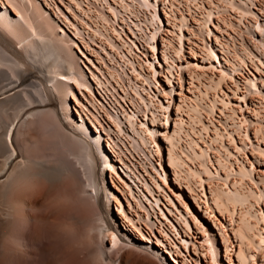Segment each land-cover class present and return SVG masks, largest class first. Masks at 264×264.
I'll return each instance as SVG.
<instances>
[{
    "label": "rangeland",
    "instance_id": "rangeland-1",
    "mask_svg": "<svg viewBox=\"0 0 264 264\" xmlns=\"http://www.w3.org/2000/svg\"><path fill=\"white\" fill-rule=\"evenodd\" d=\"M74 1L37 0L79 44L80 51L77 49V52L79 56L81 53V61L84 62L81 63L82 71L87 74L90 88L100 101L89 92V86H79L80 101L71 99V113L79 119V123L85 119V124L91 125L95 131L93 138L99 139L96 142H100L103 149L107 148L117 171L128 178L133 175L136 180L132 183L134 196L107 163L101 165L107 183L117 195L116 198L109 194V201L106 199L111 218L117 215L124 228L132 224L128 227L134 240H137L136 236L145 237L142 230L151 236V241L165 244L161 247L169 253H163L173 264L176 263L171 258L172 254L181 264H231L230 256L238 264L240 247L247 254V264H255L254 257L257 264H264V256H260L264 250V191L248 190L258 186L264 188V166L259 178L253 165H246L247 170H253L245 175L244 171H240L243 164L249 163L245 156L249 159L257 157L264 163V153L259 150L264 147V98L254 82L246 78L252 77L250 71L262 73L264 68H256L247 49V44H255L252 30L258 26L248 18L249 15H241L233 6V2H238V5L246 7L254 0H160L161 15L166 24L163 35H159L163 27H158L155 0H151L153 5L150 6L145 0H110L117 7V14L108 7L106 1L109 0ZM27 2V8L32 7L27 10L29 14L33 6ZM78 2L82 6L78 7ZM5 10L4 7L2 12ZM75 26L79 27V31H74ZM114 28H118L122 36ZM155 33L158 36L157 49L152 46ZM250 38H254V42L249 41ZM211 47L227 66V73L219 72L221 65L215 61ZM160 60L165 66L160 65ZM155 66L158 72H155ZM55 74L47 72L50 75V79L46 78L48 83L54 81ZM256 81H259L258 86H264L261 78ZM81 87L88 92L85 90L83 93ZM234 87H239L238 95H246L247 104L233 93ZM39 99L40 96L37 97ZM227 99L231 102H224ZM44 103L48 104L44 107L45 111L50 107L52 111L47 96ZM248 105L255 110L252 111ZM26 117L31 115H26L23 120L27 121ZM246 117L254 122L250 124ZM49 122L55 124L53 118ZM19 124L20 129L21 121ZM55 127L48 133L51 137L53 135L51 139L57 140L53 148L54 140H47L49 136L38 132V140L44 139L48 153L46 158L50 159V163L59 160L56 156H61V162L66 161V174H60V177L54 174L56 177L44 183L43 188L41 185V189H36L29 181L25 186H33L22 187L25 190L20 188L21 191H18V196L23 195L18 197L19 200L24 198L21 201L25 203L19 201L16 206L19 213L26 211L22 216H28L23 217L25 221L22 219V226H19V251L25 241L23 233L28 232L26 236L31 239L51 245L50 260L54 264H62L63 257L60 256L63 253L55 247L60 240L66 243L67 258L71 262L68 264H82L81 260L86 264H118L116 260L121 255L129 260L128 264H161L157 258L132 247L120 252L114 242L108 241V231L102 225L104 220L97 213V202L91 197L94 195L89 183L92 180L91 159L86 156V151L80 153L82 151H78L79 147L75 144H64L61 148L58 144L56 146L57 142L60 144L62 131L60 126L58 129ZM54 130H58L60 135H55ZM25 143H19L22 150L27 146ZM242 143L246 146L244 150H239ZM36 144L31 145L34 147L32 151ZM256 146L260 148L254 149ZM123 161L131 166L130 174ZM254 161L257 165V160ZM87 167L90 168L87 170ZM190 186L198 198L193 195ZM229 187L239 194V200L228 194ZM26 191L30 196L25 194ZM26 195L28 197H24ZM23 208L24 212L21 211ZM196 214L205 226L200 224ZM22 216L19 214V223ZM29 217L32 222L28 221ZM215 218L216 222H221L219 225ZM12 228L7 241L10 245L14 239L12 236L17 234V224ZM102 241L107 243L108 260H104L102 254L100 258V252L97 253ZM213 248L219 251V261ZM114 259L116 262H113Z\"/></svg>",
    "mask_w": 264,
    "mask_h": 264
},
{
    "label": "bare ground",
    "instance_id": "bare-ground-1",
    "mask_svg": "<svg viewBox=\"0 0 264 264\" xmlns=\"http://www.w3.org/2000/svg\"><path fill=\"white\" fill-rule=\"evenodd\" d=\"M27 1L30 3V6L31 5L33 6V9L31 13L29 14H28L29 11L27 10H29V8H32V7L27 8V6H29V4L28 5L26 4ZM145 1L147 2L149 6L153 5L152 4L153 0L152 1L145 0ZM26 2L24 3L23 0H8V2L6 0H0V264H54L53 260L52 261L50 260L51 250H52L51 245L48 242L45 243V242L37 241L35 238L31 239V237L26 236L28 232L26 234L23 233L25 236L23 235L22 237H25V239L23 238L25 241L21 243L22 248L19 251L18 243H19V236H20L19 234L21 233L19 232V226L21 225V223H23L22 221L24 220L23 219L24 216L22 215H25L26 211L24 212L25 208L21 209V211L24 212V214L22 212L21 214L19 213V210L16 206V205H19L18 204L19 201L24 200V198L19 200L20 198L18 197H20L21 195L20 196L17 195L19 194L18 191L19 190L21 191V189H23L22 187L30 188L31 186L34 185L33 187L38 189L42 185L41 188H43L44 183H48V181H51L52 178L56 177L55 176L56 174L60 177V174L61 175L64 174L65 170H67V163H65L66 162L65 160L61 162L62 161L61 156L60 157L56 156V158H59V160L57 159V161L54 160L55 162L53 160L51 163L49 162L50 159L46 158L48 156L47 155L48 153L45 150L47 146H44L45 145L44 139L42 140L41 139L42 137H40L41 140H38L39 139L38 134H37L38 132H41L42 135L44 134V135L49 136L50 134L48 133H51V129L54 128V125H56L55 128L60 126L61 127L60 130L62 131L61 133L62 135L60 137V144L57 142L55 144L56 146L59 145L58 147L61 148V145H64V144L70 145V146L75 144L76 147L77 146L79 147L78 151L80 150L82 151L80 153L83 154V152L86 151L87 153V154L85 153L86 156L90 157L91 159L92 175L90 176H92L91 177L92 180L90 179L89 183L92 186L93 191H94L93 193L94 195L91 197L94 198L95 199L94 201L97 202L96 203V207L98 209L97 213L101 214V217H102L101 220H104L105 225L104 224L102 225L108 231V234H107L109 235L108 241L114 242V245H117L119 247L120 252L121 250L132 247L133 249L140 251L142 254L151 255L157 258L161 264H173L169 261V259L163 253V251L166 252V254L169 253L168 250L163 249V247H161V246H164L165 244L163 243L158 244L157 242L151 241L150 239L151 236L146 235L142 230H141V233H143L145 237L136 236L137 240H134V237L132 236V233L130 230V227L133 226L132 224H128L127 227L124 228V227H121V223L117 215L116 217L111 218L110 212L108 211L110 206L107 208L106 199H108L109 201L110 199L109 194H113V197H116V198H117V195L114 192V190L111 188V186H109V184L107 183L105 173L103 170L101 171V165H103L104 163H107L111 167L110 170L113 169V174L118 176L119 180L125 183L126 187L131 191V193L134 196H136L135 187L132 185V183H136V180L133 177V175H131V178H128L124 176L123 174L121 175L117 171L115 167V163L113 160H111V155L109 154V151H107V148L103 149L101 147L100 142H96V140L99 141V139L93 138L95 135V131H93V128L91 127V125H89V123L86 122V124L90 127L89 129L87 125L85 124V119L80 121L82 123H79V119L75 118L73 116V113H71V109H70L71 107L69 105V102L71 101V99L74 101H78V102L80 101L79 92H78L79 86H82V85L89 86V92L95 97V99L97 100L99 99L97 95L95 94V91H93L90 88L91 82H90V79L87 77V74L82 71L81 63H84V62L81 61L82 60L81 57L83 58L81 53L79 56V52H77V49L78 51H80L79 44H77V41H75L73 37H71V34H69V32L67 31V29H65V27H63L59 23L58 24L56 23L57 21L54 18L53 14L47 10V7L43 3L41 4L37 2V0H26ZM106 2L108 4V7L111 10H113L112 12H114L115 14L119 12L117 7H115V5L113 6L110 0ZM155 2L157 6L155 8L156 9L155 16L159 20L158 27L159 29L163 27L159 35H163L165 32L164 30L166 29V24L163 19V16L161 15L160 7H159L160 0H155ZM237 3L238 2L236 3L233 2L234 4L233 6H235V8L239 10L241 15L243 16L249 15L248 18H250L251 21H255V23L258 26L256 27L255 30L254 29L252 30L254 32L253 33L254 35L253 34L252 35L255 38V44L254 45L252 44V46H250L247 43L246 44L248 45V48H247L248 53L253 59L254 65L256 66L258 70H260L261 67L264 68V0H254L252 5H247L248 7L247 6L244 7L243 5L242 6L238 5ZM79 5H81V3L79 4L78 2V7H80ZM56 6H58V4ZM4 7L6 10L5 12H2ZM48 9L51 10V7L50 8L48 7ZM72 9L74 10V8ZM166 12L169 13L168 11ZM253 27L255 28V25ZM75 29L76 30L74 31H79V27L75 26ZM114 29L120 35L121 32H118L119 29L118 28H114ZM209 30L211 32L210 28ZM157 37H158L157 33H155L153 35L154 40L152 43V46L155 49H157V39H156ZM251 38L249 39V41L251 40ZM254 38L252 39L253 42H254ZM219 42L221 44L223 43L222 40H219ZM254 46L257 49H255ZM211 52L216 56L215 61H218L221 65V67L219 68V72L227 73L228 71L226 68L227 66L223 65L222 58L215 52V50L212 47H211ZM165 57L168 59L167 54H165ZM159 62L161 63L160 64L161 66L162 65L165 66V64H162L163 61L160 60ZM154 70L155 72H158L157 66H155ZM47 72L48 73L53 72L54 74L56 73L55 75L57 76L54 77V81L53 82L51 81L53 84H50L51 82L49 83L47 82L46 78L50 79L49 77L50 75H47ZM253 72L250 71V75H252V77H246V78L250 82H254V84L257 86L256 88H258L261 94L263 95L262 98H264V86H261L262 87L261 88L260 86H258L260 80L256 81V79H259V78H261L262 82L264 81V73H263L264 71L262 73H259V71H256L254 73ZM221 75L224 76L223 74ZM52 78L53 77H51V79ZM72 79H74L75 81ZM168 80L171 81L170 78H168ZM238 88L239 87H236L235 89H233L234 92L232 91L236 95L239 94ZM81 89L83 93L85 90L86 91L88 90V89H85L84 87H81ZM39 96H40V99L37 100V97ZM46 96L49 100V105L52 106V111H51V107L49 108L51 112H47L49 111L48 108H46L47 111H45L44 109V107L48 105L44 103V97ZM238 96L239 98L241 97L242 102L244 101V103L247 104L246 95L241 94ZM229 100L228 99L224 100V102L225 101L228 103L231 102ZM248 108H251L252 111L255 110V108L250 105H248ZM42 112H44V114H42ZM26 115H31L30 118L26 117L28 118L27 121L23 120L25 119ZM49 116L50 118H48ZM52 118L55 120V124L53 123V125L50 124L52 122H49V119H52ZM246 120L249 121L250 124L254 122L253 120H250L247 117H246ZM20 121H21L22 126L19 129ZM141 122L146 124L143 120ZM134 123L135 122L133 121V124ZM118 126L120 128L123 127L121 123H119ZM126 127L128 128V126ZM52 132L55 133V135L59 134L58 130L57 132H55V130ZM246 134L248 135V138L251 139V137L249 136V131H247ZM21 135H23L22 139L20 138ZM52 137L49 136L47 140L49 138L51 141L54 140L52 143V148H53L54 146L53 144L57 140L51 139ZM45 139H46V136H45ZM57 139H58V136H57ZM21 142H26L25 144H27V146L23 150L20 147ZM36 142L38 145L40 144L38 147H37ZM50 142H49V145L48 144L46 145L50 146L51 145ZM33 143L36 144L34 151H32L34 147L33 148L31 147V145L34 146ZM245 146H246V143H242L241 145H239V150H244ZM36 148H38L39 151L37 150V152H35ZM49 148H48V152L50 150ZM257 148H260V146L258 147L256 146V148L254 149H257ZM259 150H261L264 153V147L262 149L260 148ZM245 158L247 159L246 161L249 163L243 164L242 168H240V171L242 172L244 171L245 172L244 175H245L248 171L251 170V169L250 170L246 169L247 168L246 165L250 164V165H253L254 170L257 169L258 171V173L256 172V174H258L257 178H259L260 175L262 176L261 170L263 169L261 167L264 166V163H262L261 160H259L257 157H255L254 159H249L245 156ZM254 160H257L258 168H256L257 165H255L256 162ZM123 164L126 165V162L123 161ZM126 167L129 169L127 171L128 173L132 171L131 166L126 165ZM85 168H86V164H85ZM88 168L90 167H87V170ZM252 179H255V178L252 177ZM165 180L166 182H168L167 176H165ZM29 181L33 185L28 184V186H25L27 183H29ZM46 186H49V185L46 184ZM190 189H192L193 195L197 197L196 195L198 194L196 195L194 194L193 188L191 186H190ZM229 189L230 191L228 194L231 197H236L238 199L239 194L236 191H234V189H231L230 187ZM259 189L264 191V188L262 187L261 189L259 186L258 188H255V189L250 187L248 190H250L251 192H256V191H259ZM93 191L91 190V192ZM26 192L25 194L29 193V192L27 193ZM239 193H240V190H239ZM28 196H30V193ZM28 196L26 195L24 197H28ZM198 203H200L201 205V202L199 200H198ZM223 203L225 204V201ZM121 206L122 204L120 205V207ZM191 209L193 210V208ZM207 210H209V206ZM211 210H212L211 211V214H212L213 209ZM123 212L125 211L123 210L122 213ZM19 214L22 216V218L20 217L21 218L20 223H19ZM213 216H215V214ZM196 218L199 220L200 224H203L205 226L204 221H202V219L197 214H196ZM27 219H29L28 220L29 222L30 221L32 222L30 217ZM151 222L152 221H150L149 223L151 224ZM215 222H216V218H215ZM219 222H216V224L219 225ZM128 223L130 222L128 221ZM16 224H17V228H15V230L18 229V231H16L17 234L14 237L12 236V238L14 239L10 241V243H12V245H10L9 243H7V241H9L8 239L10 238V237L8 238V235H11V232L9 234V231ZM187 224L190 226V222H188V220H187ZM134 226L137 227V225L135 224ZM247 227H250V226H247ZM206 230L208 231V229ZM220 230H222V228H220ZM241 235H244V234L242 233ZM263 241H264V237H263ZM151 243L153 244L151 245ZM55 247L56 249H58L59 252L63 253L62 256H60V258L63 257L62 264L71 263L69 261L70 259L68 260L67 258L68 253L66 250V243L60 240ZM106 247H107V243L104 241L102 243V247H100V251L97 252L98 254L100 252V258L102 254V258L104 260L107 259L108 257V254L105 249ZM213 251H214L217 261H219L218 259L219 251L217 252L215 248H213ZM236 252H237V249H236ZM262 255L264 256V250L261 252L260 256ZM171 258L176 264H181V262H179L177 258L173 256V254L171 255ZM237 258H238V264H247L246 263L247 254L243 250L242 247H240L239 251L237 252ZM103 259H100V260H102L103 262ZM114 261L115 259L113 260V262ZM116 261L118 262V264H128L129 260L123 258L121 255L118 257ZM81 262H83L82 264H86L83 260H81ZM230 262L231 264H237V261H235L232 256H230ZM254 262L255 264H257L256 257H254Z\"/></svg>",
    "mask_w": 264,
    "mask_h": 264
}]
</instances>
